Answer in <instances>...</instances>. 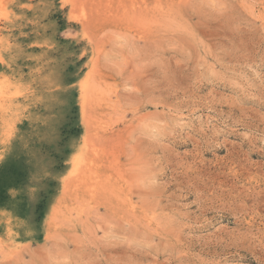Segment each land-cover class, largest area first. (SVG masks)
<instances>
[{
  "label": "rangeland",
  "instance_id": "1",
  "mask_svg": "<svg viewBox=\"0 0 264 264\" xmlns=\"http://www.w3.org/2000/svg\"><path fill=\"white\" fill-rule=\"evenodd\" d=\"M0 264H264V0H0Z\"/></svg>",
  "mask_w": 264,
  "mask_h": 264
}]
</instances>
